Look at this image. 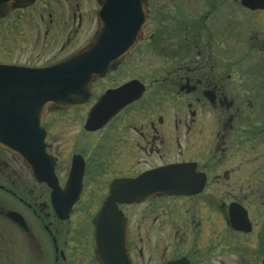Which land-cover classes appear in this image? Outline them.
<instances>
[{
  "label": "flooded vegetation",
  "instance_id": "flooded-vegetation-1",
  "mask_svg": "<svg viewBox=\"0 0 264 264\" xmlns=\"http://www.w3.org/2000/svg\"><path fill=\"white\" fill-rule=\"evenodd\" d=\"M142 2L133 47L42 115L55 182L0 145V264H264V7ZM100 7L12 6L0 65L44 69L90 47ZM109 92L116 112L87 129Z\"/></svg>",
  "mask_w": 264,
  "mask_h": 264
},
{
  "label": "water",
  "instance_id": "water-1",
  "mask_svg": "<svg viewBox=\"0 0 264 264\" xmlns=\"http://www.w3.org/2000/svg\"><path fill=\"white\" fill-rule=\"evenodd\" d=\"M32 1L0 0V17L12 6H26ZM242 3L251 8L264 7V0ZM144 13L142 0H101L100 27L90 47L44 69L0 65V145L18 154L36 180L55 182L53 164L44 152L42 115L49 108L87 96L90 80L109 70L133 47L145 21ZM109 97L110 92L90 110L87 129L99 127L116 112Z\"/></svg>",
  "mask_w": 264,
  "mask_h": 264
},
{
  "label": "rangeland",
  "instance_id": "rangeland-1",
  "mask_svg": "<svg viewBox=\"0 0 264 264\" xmlns=\"http://www.w3.org/2000/svg\"><path fill=\"white\" fill-rule=\"evenodd\" d=\"M259 32H260V34H263L264 35V29L263 30H259ZM61 39H63V38H61ZM60 39V40H61ZM6 45V44H5ZM4 45V46H5ZM245 50H247V49H245ZM245 50H243V52L245 51ZM256 51V50H255ZM255 51H252V53L253 52H255ZM260 54H262V53H260ZM253 56L256 58V59H258V57H259V55L258 54H255V53H253ZM14 59H21V60H23V59H25V56L24 55H15L14 57H13ZM152 67H155V64H152Z\"/></svg>",
  "mask_w": 264,
  "mask_h": 264
}]
</instances>
